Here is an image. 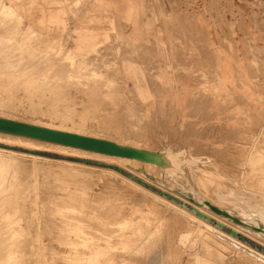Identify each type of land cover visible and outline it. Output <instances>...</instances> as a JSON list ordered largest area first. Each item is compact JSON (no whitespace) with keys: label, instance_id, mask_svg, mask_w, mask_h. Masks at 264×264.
<instances>
[{"label":"rangeland","instance_id":"rangeland-1","mask_svg":"<svg viewBox=\"0 0 264 264\" xmlns=\"http://www.w3.org/2000/svg\"><path fill=\"white\" fill-rule=\"evenodd\" d=\"M65 1L69 5L72 3L70 5V8L73 10L72 12L75 16L83 11V9L85 8V3L87 2V0ZM156 1L163 2V5L165 4V1L170 3L169 6L171 7V9H173L172 11L174 13L186 16L187 22L189 24L192 25L191 22H193L195 26H199L204 29V33L206 36V53L212 55L211 57L208 56L211 59V64L209 65V67L206 66V68H209L211 72H209L207 75H205L206 72L201 75L202 80L204 78V81L202 82L205 90L204 94L206 93L205 100L212 99V96H214L212 89L215 88V90L219 92L220 100L224 101L226 105L227 103H229V100H231L230 102L235 101L237 102V104L242 105V107L244 108L243 112H237V109H234L236 107H229L227 105L229 108L227 109L226 107L227 113H224L221 116L222 119L228 120L230 118L229 120H231V123L236 124L235 128H230L227 125V121L221 123L210 122L205 126L203 132L198 137L192 138L191 136L189 137L181 133L180 137L176 139V142H178L177 144H180L182 142L181 144L188 145L192 151L200 153V155L212 156L215 161L221 164V169L227 174V182L232 183V180L238 179L236 176V171H238L240 168L237 160L239 158L247 157V151L244 145L248 143V149L254 151V140L248 137L250 131L258 130L260 125L264 123V0ZM39 2L40 0H0V43L3 45L2 46L0 44V47L3 48L0 49V51H2L0 53V96H4L0 97V110L6 111V109H8L7 111H11L12 113L15 112L17 117L19 116V118L27 119V121L31 119H42L39 122L51 121L50 123H55V125L59 122L60 123L58 125L65 124L68 126H78V124H82L81 126L84 127L83 132H86L87 134H100L107 137L112 136L114 137V139L120 142H126L130 144L136 143L138 145L142 144L146 147L156 146L155 143L158 139L155 138V136L152 135V132H150L149 130L152 129V127L155 129L154 124L157 125L156 127H158L159 130H161L160 126L158 125L156 119L149 118L145 107L135 104L133 102L134 98L132 99V97H129V92L126 88L127 82H125V74L127 73H124V68L122 65L123 63H129L128 65L130 66V64H132L133 62L130 59H132L134 53L139 52V48H135L132 44L131 51H126V46H128V42H120V36H116L117 38L114 37L113 39H106L100 42L97 50H89L84 54L77 53V55H75V57L71 59L72 57L68 55V52L71 45L75 44L72 32H67V30L57 31L53 29L42 28L27 20V8L35 6ZM46 32H48L49 34L45 35ZM45 42L49 44L44 45L43 43ZM8 47H10L11 49ZM3 50L10 52L11 54L6 53L4 55ZM100 50H103L104 52ZM215 50H219L224 56H226V58L229 59L232 65L233 72H231V78L233 79L231 86L217 79L218 76L221 77L222 74L220 72V64ZM90 53L91 55H89ZM59 54L62 56H59ZM93 54H95V56ZM128 54H130L131 57H127ZM3 55L4 57L2 58L4 59L1 58V56ZM57 58L58 61H60L61 63H58V61H56ZM17 59L22 60L19 61ZM4 60L6 61L4 62ZM2 61L3 63H1ZM65 61H67V63ZM29 62L32 64H30ZM6 63L8 64L4 65ZM66 64H68V66ZM25 65H28V68H25ZM65 66H67V69ZM23 68L25 69L21 70ZM39 69L41 70L37 71ZM61 69H65L66 71L63 70L65 73L62 72ZM113 69H119L120 73L118 71H114ZM19 70H21L22 72ZM93 70L99 71V74L91 78ZM58 71H60L61 73H58ZM31 74H33L31 76L32 80H28L31 79V77L28 76ZM24 76H27L28 78L22 80L24 79ZM34 79H38V81ZM65 79H68L69 81ZM26 80L33 82L29 83ZM83 80L88 82H84ZM101 80L104 81L102 82ZM246 81H250V83ZM36 82L44 88L36 84ZM34 84L37 86H35ZM208 84L212 85V88H208ZM98 85L100 86V88L97 87ZM54 86H56L55 88L58 89L57 91L56 89H54ZM51 88L54 89L55 92H57L58 94L52 91ZM80 89H84V91H81ZM115 91L120 92V97L118 96V100L116 98L117 95L114 94ZM97 92L98 94H96ZM121 93L125 97L121 98ZM69 94L72 97H70ZM67 96L70 97L68 98V101H66ZM59 97L63 98H61L60 100ZM56 98H58L60 101L58 99V101H56ZM104 98L106 100H104ZM3 100H5L6 103L3 104ZM2 104L5 106L2 107ZM53 105L60 107V109H58L56 106L53 108ZM70 112L73 114H69ZM246 112H248V114ZM70 117L72 118V120ZM64 118L67 120H64ZM109 125H111V127ZM173 125L180 129L179 125H176L174 123ZM173 125L170 124V126ZM163 128L165 131L170 130V127L167 128L163 126ZM120 131H139V136L133 137L131 133H125V136H123L122 134H120ZM246 131L249 133H247ZM158 135L166 137L165 132H161ZM207 139L208 141H206ZM20 142L21 141H18L17 143V140L9 138L7 140V138L5 137H0V153L5 154L7 157H10H8L10 161H7L9 164L6 162L5 164H3L4 170L0 169V178L2 179L0 180V225L5 224L9 226H0L2 228L0 230L3 231V233L1 232V234L3 235V239H6V241L10 242L5 243V240L0 238V261H5L0 262V264H69V262L70 264H113L117 260H121L124 262L120 261V263L117 261L116 264L184 263L185 260L183 258L181 259L177 255H174L172 253L171 240L174 236V230L178 224H175L174 219L171 217V214L175 213V211L170 207H166L165 203L159 202L158 200V202L156 201L157 203H155L156 206L149 205L148 201L154 198L148 194H145L144 199H141L140 195L137 194L138 192H133V190H130L126 193L124 191H114L119 189L121 185L130 184L128 182L123 181L122 178L124 176H127V178L131 180L139 181L135 178H132L131 176H129L128 174L113 165L117 163L120 165L121 163L119 161L110 158L106 160V158L104 159V157H96L92 154L89 155L86 153L84 154L80 152H71L72 150H67L66 148H60L50 145H39L33 143L26 144V142ZM161 147H164V145ZM262 150H264V148H262ZM263 156L264 154L258 156L260 157V160L255 161L257 164L256 167L258 169L256 168L255 170H253V173L256 174L257 172V174H259V176L264 179V177H262L264 163H262L263 160H261L264 159ZM52 157L54 160L52 159ZM96 159L104 160L108 162V164L97 162ZM11 164H14V166ZM70 164L71 167L73 165H76L77 168L80 167L79 170H92V173L86 177L82 173L75 174L73 171H70V169H67V167L71 168L69 166ZM4 166H6V168ZM122 166L150 180L159 187L163 186L164 189L166 188V190L191 202L198 208H200L199 206L205 207L206 211H203H208V214L228 224L231 228L236 229L235 227L240 225L241 227H243L241 228L243 229V232L238 229L237 230L243 233L245 237H239L244 239V241H246L245 238H249L252 241H256L259 245L262 244V246L258 248L255 246L254 243H252L251 245L253 247H256L257 249L260 248L259 250L262 249L261 251H263L264 237L258 231L249 230L248 228L235 222L227 216L220 214L214 209L200 204L194 199L187 198L183 194L172 189L168 186V184H166V182L162 180V177H159L163 175V173L161 168L157 164L154 168H160L161 172H151L145 165H143L142 162L140 166H128L125 164ZM109 168L113 169L114 172L110 171V174ZM66 170L69 171V173H73V176L72 174L69 175ZM62 171L65 173H63ZM103 174L109 176L106 177ZM74 175H78L79 177L75 178ZM10 176H12L13 178H7ZM71 176L72 179H70ZM80 177H82V180H77L80 179ZM115 178H117L118 180H116ZM67 179L73 182L76 179L75 183L77 184L73 182V184H69L71 182H68ZM87 179L90 180V182ZM64 180H66L68 184ZM84 180L85 183L82 184ZM79 181L81 182L79 183ZM14 185L16 187V190L14 188ZM78 185L81 189L79 187H75ZM90 185H93L92 188L90 187ZM84 187L86 189H83ZM105 188L111 189L112 192H108L107 195H103ZM90 189L93 192H96L97 194L94 195V193H92L91 191L89 195L88 193ZM187 189H191V185L189 183L187 184ZM115 192L119 193L116 194ZM124 193L126 195H124ZM250 194L251 193L247 191V194L244 195L248 197L251 196ZM101 195L102 197H100ZM197 195L198 194H194V198L198 199L199 197ZM75 196L77 198L80 197V199L78 200ZM94 196L95 198L99 197L97 201L96 199L92 198ZM16 197L17 200H15ZM207 197L213 199L209 195H207ZM225 197H229V195H225ZM72 198L74 201H77H71ZM59 199H62V201L64 200L63 202L66 204L57 203ZM99 199L101 201H99ZM125 200L126 202H124ZM70 201L72 203H69ZM138 201L140 203H138ZM261 201H264L263 198H261ZM3 202L4 206L2 205ZM84 202L88 205L85 206ZM75 203H81V205L78 204L77 206L79 207H77L76 209V207H74ZM90 203H92L91 205H93L95 209L90 206ZM242 203L244 205L250 206L249 211H253V213H256L254 212V209L251 207V203L248 200H242ZM83 208L87 209L84 210ZM89 208H92V211L91 209L89 210ZM133 209H138L139 211L137 213L145 214V216L142 217L140 216V214L137 216L136 214L135 216H137V218H135L134 220L131 219L128 222L130 224L134 221L133 224L127 227L121 226V220L124 219L127 213ZM209 211L215 212L217 216H214L213 214L209 213ZM234 212L238 214L237 211ZM72 213L76 216L73 217ZM102 213L104 216L102 215ZM108 213L110 215H116L109 216L107 215ZM157 213L161 214L157 215ZM220 215H223L224 218H226L224 220L227 222L222 220L220 218L222 216ZM82 216L89 221H86V223L84 221L85 218H83ZM151 216H154L153 219ZM207 221H209L215 227H222L213 222L212 220L207 219ZM89 222L92 225L88 224ZM85 223L86 225H84ZM93 224H97L99 226L102 225L101 227L104 229V231L101 227L97 225L95 226ZM14 225L19 226L14 227ZM87 225L89 226L87 227ZM4 227L8 230H6ZM107 228L110 229L105 231V229ZM152 228H154V230ZM72 229H75L76 231H73ZM223 229H225L223 230L225 232H231L229 230V227ZM5 231L9 233H5ZM95 232H97L98 235H96ZM1 234L0 236H2ZM144 238L145 240H143ZM1 241L9 245H6L7 247H5V244H2ZM98 241L104 242V246H102L100 253L98 254V256L95 257L93 263H91V260H85V258H87L89 254H91V250L94 248L95 244H98ZM3 247L5 249H3ZM5 251H8L6 253L7 255L4 254L3 256V253H5ZM76 254H78L79 256H77ZM75 255L77 257H74ZM119 255L121 259L119 258ZM97 261L98 263H96Z\"/></svg>","mask_w":264,"mask_h":264},{"label":"bare ground","instance_id":"bare-ground-1","mask_svg":"<svg viewBox=\"0 0 264 264\" xmlns=\"http://www.w3.org/2000/svg\"><path fill=\"white\" fill-rule=\"evenodd\" d=\"M68 1V0H67ZM110 1V0H109ZM13 2V1H12ZM143 2V1H142ZM120 3V2H119ZM123 3H124V1H123ZM122 3V4H123ZM128 3H129V1H128ZM68 4V3H67ZM72 4V3H71ZM70 4V5H71ZM126 4V3H125ZM150 4V3H149ZM69 5V4H68ZM16 6V5H15ZM88 6H89V4H88ZM87 8V7H86ZM124 9V8H123ZM86 10V9H85ZM84 10V11H85ZM73 11V10H72ZM126 11V10H125ZM71 13H73V12H71ZM112 14H116V13H112ZM119 14V13H118ZM124 14V13H123ZM72 15V14H71ZM125 15V14H124ZM118 16V15H117ZM71 19V18H70ZM74 21V20H73ZM72 22V21H71ZM73 23V22H72ZM74 24V23H73ZM118 25V24H117ZM128 28V27H127ZM118 29V28H117ZM128 30V29H127ZM50 31H53V30H50ZM66 31V30H65ZM163 31V30H162ZM49 32V31H48ZM48 32H46V34L45 35H48L49 33ZM118 32V31H117ZM71 33V32H70ZM116 33V32H115ZM55 34V33H54ZM69 34V33H68ZM117 34V33H116ZM51 35H52V33H51ZM56 35V34H55ZM70 36V35H69ZM119 36V35H118ZM46 37V36H45ZM61 37V36H60ZM59 37V38H60ZM66 37V36H65ZM39 38V37H38ZM47 38V37H46ZM53 38H56V37H53ZM63 38H64V36H63ZM112 38V37H111ZM114 38V37H113ZM117 38V37H116ZM48 39H49V37H48ZM52 39V38H51ZM46 40V39H45ZM56 40V39H55ZM64 40H65V38H64ZM49 41H51V40H49ZM71 41V40H70ZM48 42V41H47ZM53 42V41H52ZM56 42V41H55ZM64 42V41H63ZM68 42V41H67ZM66 42V43H67ZM51 43V42H50ZM1 44V43H0ZM44 45L45 44H49V43H43ZM2 45V44H1ZM13 45V44H12ZM12 45H10V46H12ZM108 45H110V44H108ZM3 46V45H2ZM102 46V45H101ZM107 46V45H106ZM5 48V47H4ZM8 48H10V47H8ZM54 48V47H53ZM173 48V47H172ZM0 49H3V48H1L0 47ZM6 49V48H5ZM4 49V50H5ZM11 49V48H10ZM55 49H58V48H55ZM98 49V45H90V44H88L87 42L85 43V42H79L78 44L76 43V44H73V45H71V47H70V49H69V52H68V55L69 56H71L72 58L71 59H73L74 57H75V55H77V53L78 54H84V53H86L87 51H89V50H91V51H95V50H97ZM100 49V48H99ZM3 50V52H4V55L6 54V53H10V52H7V51H4ZM168 50V49H167ZM59 51V50H58ZM65 51V50H64ZM100 51H102V52H104L103 50H100ZM2 51H0V53H1ZM17 52H18V50H17ZM61 52V51H60ZM97 52H99V51H97ZM57 53H59V52H57ZM105 53H106V51H105ZM104 53V54H105ZM175 52H173V54H174ZM11 54V53H10ZM99 54V53H98ZM4 55L3 56H1V58L2 57H4ZM89 55H91V53L89 54ZM88 55V56H89ZM94 56H95V54H93ZM106 55V54H105ZM7 56V55H6ZM10 56V55H9ZM8 56V57H9ZM59 56H62V55H60L59 54ZM59 56H56V57H59ZM100 56V55H99ZM99 56H98V58H99ZM189 56V55H188ZM187 56V57H188ZM198 56H200V55H198ZM197 56V57H198ZM102 57V56H101ZM103 57H104V55H103ZM95 58H97V57H95ZM171 58V57H170ZM2 59H4V58H2ZM6 59H8V58H6ZM10 59V58H9ZM12 59V58H11ZM70 59V58H69ZM105 59H107V58H105ZM17 60H19V59H17ZM20 60H22V59H20ZM19 60V61H20ZM63 60H65V59H63ZM67 60V59H66ZM95 60H97V59H95ZM99 60H101V59H99ZM165 61H166V59H164ZM219 60V59H218ZM217 60V61H218ZM6 60H4V62H5ZM15 61V60H14ZM56 61H58V58H57V60ZM90 61V60H89ZM8 62V61H7ZM11 62V61H10ZM13 62V61H12ZM64 62V61H63ZM66 63H67V61H65ZM73 62V61H72ZM167 62V61H166ZM1 63H3V61L1 62ZM30 63V62H29ZM52 63V62H51ZM58 63H61L60 61H58ZM145 63V62H144ZM8 63H6V64H4V65H7ZM15 64H17V63H15ZM23 64V63H22ZM27 64V63H26ZM30 64H32V63H30ZM63 64H65V63H63ZM72 64V63H71ZM75 64V63H74ZM196 64V63H195ZM29 65V64H28ZM28 65H25V68L28 66ZM57 65V64H56ZM62 65V64H61ZM67 66H68V64H66ZM173 65V64H172ZM21 66V65H20ZM24 66V65H23ZM67 66H65L66 67V69H67ZM72 66V65H71ZM145 66H146V64H145ZM165 66V65H164ZM167 66V65H166ZM48 67V66H47ZM64 67V68H65ZM149 67V66H148ZM177 67V66H176ZM182 67V66H181ZM214 67V66H213ZM25 68H23V69H21V70H24ZM28 68V67H27ZM31 68V67H30ZM30 68H29V70H30ZM135 68V67H134ZM150 68V67H149ZM183 68V67H182ZM211 68V67H210ZM52 69V68H51ZM69 69H70V67H69ZM90 69V68H89ZM151 69V68H150ZM157 69H159V68H157ZM170 69V68H169ZM172 69V68H171ZM175 69H177V68H175ZM213 69V68H212ZM14 70V69H13ZM21 70H19V71H21ZM41 69H39V70H37V71H40ZM43 70V69H42ZM57 70H59V69H57ZM62 70V69H61ZM64 71H66L65 69H63ZM62 70V72H64ZM103 70V69H102ZM114 70V69H113ZM185 70V69H184ZM237 70V69H236ZM26 71H27V69H26ZM35 71H36V69H35ZM35 71H32V72H35ZM114 71H118L119 73H120V70L118 69V70H114ZM174 71V70H173ZM215 71V70H214ZM219 71V70H218ZM240 71V70H239ZM22 72V71H21ZM44 72V71H43ZM187 72V71H186ZM207 72V71H206ZM58 73H61L60 71H58ZM65 73V72H64ZM132 73V72H131ZM137 73V72H136ZM143 73V72H142ZM41 74H44V73H41ZM57 74V73H56ZM99 74V71H97V70H93V72H92V75H91V78H93L94 76H96V75H98ZM217 74V73H216ZM26 75V74H25ZM33 74H31V75H28L29 77H31ZM122 75V74H121ZM126 75V74H125ZM128 75V74H127ZM205 75H207V74H205ZM41 76V75H40ZM44 76V75H43ZM42 76V77H43ZM57 76V75H56ZM75 76V75H74ZM124 76V75H123ZM138 76V75H137ZM187 76V75H186ZM198 76V75H197ZM42 77H40V78H42ZM45 77V76H44ZM54 77V76H53ZM158 77V76H157ZM183 77V76H182ZM192 77V76H191ZM239 77H241V76H239ZM24 79H22V80H25V78L27 79L28 77L27 76H24L23 77ZM35 78H37V77H35ZM77 78V77H76ZM96 78V77H95ZM105 78V77H104ZM127 78V77H126ZM202 78V77H201ZM136 79V78H135ZM195 79H196V77H195ZM217 79H219V81H221V82H224V79L222 78V77H219L218 76V78ZM216 79V80H217ZM19 80H21V79H19ZM28 80H32V77H31V79H28ZM34 80H36V79H34ZM40 80V79H39ZM49 80V79H48ZM65 80H68V79H65ZM75 80V79H74ZM238 80V79H237ZM27 81V80H26ZM36 81H38V79L36 80ZM57 81V80H56ZM69 81V80H68ZM76 81V80H75ZM84 81V80H83ZM102 82L104 81V80H101ZM131 81V80H130ZM145 81V80H144ZM204 81V80H203ZM211 81H213V80H211ZM218 81V80H217ZM216 81V82H217ZM15 82V81H14ZM27 82H29V83H32V82H30V81H27ZM40 82V81H39ZM44 82V81H43ZM54 82V81H53ZM71 82V81H70ZM84 82H88V81H84ZM246 82H249L250 83V81H246ZM16 83V82H15ZM28 83V84H29ZM41 83V82H40ZM47 83V82H46ZM56 83V82H55ZM55 83H54V85H55ZM73 83H75V82H73ZM140 83V82H139ZM238 83V82H237ZM244 83V82H243ZM36 84H38L37 82H36ZM45 84V83H44ZM77 84H80V83H77ZM76 84V85H77ZM132 84V83H131ZM166 84V83H165ZM35 85V84H34ZM38 85H40V84H38ZM47 85H49V84H47ZM52 85V84H51ZM73 85V84H72ZM101 85H102V83H101ZM168 85V84H167ZM229 85V84H228ZM31 86V85H30ZM35 86H37V85H35ZM41 86V85H40ZM83 86V85H82ZM134 85H132V87H133ZM138 86V85H137ZM230 86V85H229ZM26 87V86H25ZM39 87V86H38ZM42 87V86H41ZM46 87V86H45ZM48 87V86H47ZM56 86H54V89H56L55 88ZM73 87V86H72ZM87 87V86H86ZM98 88H100V86L98 85L97 86ZM42 88H44V87H42ZM79 88V87H78ZM81 88V87H80ZM93 88V87H92ZM96 88V87H95ZM102 88V87H101ZM107 88V87H106ZM129 88V87H128ZM141 88V87H140ZM31 89V88H30ZM52 89V88H51ZM54 89H52V91H54L55 92V90ZM70 89V88H69ZM88 89H90V88H88ZM134 89V88H133ZM139 89V88H138ZM58 89H56V91H57ZM71 90H72V88H71ZM75 90V89H74ZM77 90V89H76ZM81 90V89H80ZM115 90V89H114ZM129 90V89H128ZM37 91V90H36ZM51 91V92H52ZM78 91V90H77ZM81 91H84V89H82ZM103 91V90H102ZM113 91V90H112ZM137 91V90H136ZM196 91V90H195ZM194 91V92H195ZM29 92V91H28ZM31 92V91H30ZM34 92V91H33ZM72 92V91H71ZM79 92V91H78ZM96 92V91H95ZM110 92V91H109ZM138 92V91H137ZM202 92V91H201ZM209 92V91H208ZM207 92V93H208ZM7 93V92H6ZM32 93V92H31ZM37 93V92H36ZM55 93H57V92H55ZM65 93V92H64ZM68 93V92H67ZM113 93V92H112ZM132 93V92H131ZM44 94V93H43ZM58 94V93H57ZM60 94H62V93H60ZM96 94H98V92L96 93ZM114 94L115 95H117V100H118V98L120 97V92H118V91H115L114 92ZM127 94V93H126ZM206 94V93H205ZM245 94V93H244ZM9 95V94H8ZM33 95V94H32ZM95 95V94H94ZM100 95V94H99ZM204 95V94H203ZM3 96V95H2ZM2 96H0V97H2ZM5 96H7V95H5ZM69 96H70V94H69ZM67 96V100L66 101H68L69 99L68 98H70V97H72V96ZM119 96V97H118ZM246 96V95H245ZM4 97V96H3ZM75 97V96H74ZM97 97V96H96ZM123 97H125L122 93H121V98H123ZM140 97V96H139ZM249 97V96H248ZM60 98V97H59ZM61 98H63V97H61ZM61 98H60V100H61ZM98 98H99V96H98ZM131 98V97H130ZM129 98V99H130ZM58 98H56V101H58L57 100ZM75 99V98H74ZM97 99V98H96ZM141 99V98H140ZM173 99V98H172ZM6 100V99H5ZM5 100H3V104L4 103H6V101ZM59 100V101H60ZM71 100V99H70ZM73 100V99H72ZM89 100H91V99H89ZM93 100V99H92ZM104 100H106L105 98H104ZM134 100H135V98H134ZM2 101V100H1ZM54 101V100H53ZM74 101V100H73ZM73 101H70V102H73ZM96 101H98V100H96ZM112 101V100H111ZM114 101V100H113ZM128 101H130V100H128ZM172 101V100H171ZM188 101V100H187ZM63 102V101H62ZM70 102H69V104H70ZM132 102V101H131ZM1 103V102H0ZM54 103H56V102H54ZM118 103H120V102H118ZM149 103V102H148ZM1 105L2 107H4L5 105ZM60 104V103H59ZM106 104H107V102H106ZM130 104V103H129ZM120 105V104H119ZM147 105V104H146ZM151 105V104H150ZM210 105V104H209ZM56 105H53V108L55 107ZM60 106V105H59ZM116 106H118V105H116ZM187 106V105H186ZM234 106V105H233ZM245 106H247V105H245ZM37 107V106H36ZM52 107V106H51ZM57 107V106H56ZM112 107V106H111ZM180 107V106H179ZM1 108V107H0ZM58 109H60V107H57ZM113 108V107H112ZM114 108H116V107H114ZM5 109V108H4ZM57 109V110H58ZM130 109V108H129ZM128 109V110H129ZM182 109V108H181ZM209 109V108H208ZM215 109V108H214ZM223 109V108H222ZM229 109V108H228ZM234 109H237L236 111L237 112H243L244 110V108L242 107V105H240V104H237L236 105V108H234ZM8 109H6V111H4V110H0V115H2V116H7V117H12V118H18V119H21V120H27V119H23V118H19V116L17 117L16 116V114H15V112L14 113H12L11 111H7ZM48 110V109H47ZM56 110V111H57ZM150 110V109H149ZM247 110V109H246ZM52 111V110H51ZM223 111V110H222ZM36 112V111H35ZM53 112H54V110H53ZM60 112H62V111H60ZM232 112V111H231ZM249 112V111H248ZM248 112H246L247 114H248ZM64 113V112H63ZM62 113V114H63ZM176 113V112H175ZM182 113V112H181ZM225 113H227V112H225ZM44 114V113H43ZM58 114V113H57ZM69 114H73V113H69ZM149 114V113H148ZM134 115V114H133ZM226 115H228V114H226ZM241 115V114H240ZM258 115V114H257ZM65 116V115H64ZM63 116V117H64ZM151 116V115H150ZM237 116V115H236ZM235 116V117H236ZM59 117H61V116H59ZM66 117V116H65ZM71 117H73V116H71ZM70 117V118H71ZM233 117V116H232ZM252 117V116H251ZM67 118V117H66ZM194 118V117H193ZM213 118V117H212ZM221 118V117H220ZM234 118V117H233ZM264 118V117H263ZM38 119V118H37ZM69 119V118H68ZM211 119V118H210ZM249 119V118H248ZM33 120H35V119H31V120H29L30 122H36V123H41V124H45V125H49V126H54V127H58V128H64V129H68V130H75V131H78V132H83L84 130H83V126H81L82 124H78V126L77 125H65V124H60V125H58L59 123H57L56 125H55V123H50V122H39L40 120H42V119H40V120H35V121H33ZM64 120H67V119H65L64 118ZM63 120V121H64ZM71 120H72V118H71ZM80 120V119H79ZM112 121V120H111ZM203 121V120H202ZM73 122V121H72ZM262 122V121H261ZM76 123V122H75ZM74 123V124H75ZM80 123H82V122H80ZM247 123V122H246ZM66 124H68V123H66ZM165 124V126L167 127V128H169L170 127V130H168V131H165V135H166V137H163L162 135H158L159 133H161V131L158 129V127H156L157 125L156 124H154V126H155V129L152 127V129H150L149 131L150 132H152V135H154L155 136V138H157L158 140H156L157 142L155 143L156 144V146H154V147H149V148H156V149H161L162 147L161 146H166L167 145V147H168V150H169V155H170V157L172 158V160L174 161V166H172V167H168V168H165V169H163L160 165H158L157 163H153V162H142L141 160H139V159H137V158H134V157H129V156H121V155H116V154H110V153H104V152H100V151H96V150H92V149H87V148H83V147H78V146H74V145H71V144H65V143H60V142H56V141H52V140H47V139H43V138H38V137H34V136H30V135H25V134H19V133H13V132H8V131H4V130H0V137H5V138H7V140H8V138L9 139H13V140H17V143H18V141H21V142H26V144L27 143H33V144H39V145H50V146H55V147H60V148H66L67 150L68 149H70V150H72L71 152H80V153H86V154H92V155H95L96 157H104V159L106 158V160L108 159V158H110V159H114V160H117V161H119L122 165H128V166H135V165H137V166H140L141 165V162L143 163V165H145L151 172H153V173H156V171H160V168H161V170H162V173H163V175H161V176H159V177H162L163 179V181L164 182H166V184H168V186L169 187H171L172 189H174V188H178V187H182L186 192H187V190H192L195 194H198L197 196L199 197V196H203V197H206V198H208L209 200H211L212 202H214L215 204H217V205H219V206H223V207H228V208H230L231 210H233V211H237V213L239 214V215H241L243 218H245V219H247V220H250V221H259V220H261L262 222H264V201H261V198H263V200H264V179L263 178H261L260 176H259V174H257V172H256V174L255 173H253V170H255L257 167V164H256V162L255 161H258V160H260V157H258V156H260V155H262V154H264V150H262V148H264V123H262L261 125H260V127H259V129L258 130H256V131H250V133L249 132H247V133H249V138H251V139H253L254 140V151H251L250 149H248L249 148V144L247 143V144H245L244 145V147L246 148V151H247V157L246 158H239L238 160H237V162H238V164H239V170L238 171H236V176H237V178L238 179H234V180H232V183L230 182V183H228L227 181V174L225 173V172H223V170L221 169V164L219 163V162H217V161H215L214 159H213V157L212 156H209V155H206V156H203V155H200V153H196V152H194V151H192L191 150V148L188 146V145H186V144H180L179 146H176L175 144H176V139L178 138V137H180V135H181V130L179 129V128H177L175 125H173L172 123H170L171 125H173V126H170V125H168V123L166 122V123H164ZM245 124V123H244ZM108 125V124H107ZM256 125V124H255ZM110 127H111V125H109ZM108 126V127H109ZM113 126V125H112ZM231 126V125H230ZM257 127V126H256ZM213 131V130H212ZM83 133H86V132H83ZM125 133H131L132 135H133V137H136V136H139V131L138 132H127V131H124V132H121L120 131V134H122L123 136H125L124 134ZM98 136H104V135H98ZM104 137H107V136H104ZM108 138H113L114 139V137H112V136H109ZM3 139V138H2ZM9 141H12V140H9ZM182 141V140H181ZM206 141H208V139L206 140ZM16 142V141H15ZM20 142V143H21ZM250 143H252V142H250ZM133 144H136V143H133ZM136 145H138V144H136ZM37 146V145H36ZM139 146H145V145H139ZM222 146V145H221ZM146 147V146H145ZM193 147H194V145H193ZM1 148H2V146H1ZM213 148V147H212ZM197 149V148H196ZM218 149V148H217ZM207 150V149H206ZM211 150V149H210ZM18 151V150H17ZM65 151V150H64ZM223 151V150H222ZM10 152V151H9ZM66 152V151H65ZM6 153V152H5ZM13 153H15V152H13ZM25 153V152H24ZM27 153V152H26ZM203 153V152H202ZM215 153V152H214ZM10 154V153H9ZM75 154V153H74ZM14 155V154H13ZM30 155V154H29ZM11 156V155H10ZM17 156V155H16ZM20 156V155H19ZM9 157V156H8ZM5 154H2V153H0V169H3V164H5L8 160H9V158H8ZM40 157V156H39ZM90 157V156H89ZM220 157V156H219ZM264 157V156H263ZM12 158V157H11ZM48 158V157H47ZM50 158V157H49ZM56 158V157H55ZM17 159V158H16ZM52 159H53V157H52ZM60 159V158H59ZM62 159V158H61ZM54 160V159H53ZM65 160V159H64ZM68 160V159H67ZM113 160V161H114ZM219 160H221V159H219ZM261 160H263V162L262 163H264V159H261ZM10 161V160H9ZM14 161V160H13ZM69 161V160H68ZM109 161V160H108ZM77 162V161H76ZM8 163V162H7ZM68 163H70V162H68ZM9 164V163H8ZM15 164V163H14ZM14 164H11V165H13L14 166ZM65 164V163H64ZM83 164V163H82ZM118 164V163H117ZM120 164V165H121ZM156 164L160 167V168H154L155 166H156ZM21 165V164H20ZM61 165V164H60ZM70 167H71V164L69 165ZM95 166V165H94ZM144 166V167H145ZM5 168H6V166H4ZM64 167V166H63ZM79 167V166H78ZM109 167V166H108ZM143 167V166H142ZM66 168V167H65ZM80 168V167H79ZM79 168H77L76 167V165L74 166H72L71 168H68L67 167V169H70V171H73L75 174H80V173H82V174H84V176L86 177V176H88V175H90L91 173H92V170H87V171H83V170H79ZM112 168V167H111ZM16 169H18V168H16ZM93 169V168H92ZM107 169V168H106ZM158 169V170H157ZM258 169V168H257ZM4 170V169H3ZM6 170V169H5ZM11 170V169H10ZM7 171V170H6ZM15 171V170H14ZM67 171V170H66ZM110 171H113L114 172V170L113 169H110L109 168V173H110ZM120 171V170H119ZM250 171V172H249ZM63 172V171H62ZM68 173H69V171H67ZM115 172H116V170H115ZM161 172V171H160ZM15 173V172H14ZM63 173H65V172H63ZM99 173V172H98ZM97 173V174H98ZM263 175H262V177H264V167H263ZM72 174V176H73V173H69V175H71ZM96 174V173H95ZM100 174V173H99ZM111 174V173H110ZM113 174V173H112ZM11 175H13V174H11ZM104 176H109V175H105V174H103ZM167 175V176H166ZM7 176H8V174H7ZM72 176L70 177V179H72ZM75 176V175H74ZM117 176H118V174H117ZM116 176V177H117ZM121 176V175H120ZM253 176V177H252ZM257 176V177H256ZM260 178H259V177ZM76 177H79L78 175H76L75 176V178ZM82 177H83V175H82ZM82 177H80V179H77V180H82ZM122 177V176H121ZM120 177V178H121ZM2 178H4V177H2ZM7 178H13L12 176H10V177H7ZM102 178V177H101ZM119 178V177H118ZM6 179V178H5ZM4 179V180H5ZM85 179V178H84ZM103 179V178H102ZM114 179V178H113ZM116 180H118L117 178H115ZM123 181H125V182H128V183H130V184H124V185H121L120 186V188L119 189H117V190H114V191H119V192H129L130 190H133V192H138L137 194L138 195H140V198L141 199H144V195L145 194H148V195H150V196H152L154 199H150L149 201H148V203H149V205H152V206H156L155 205V203H157L158 201L159 202H162V203H165V206L166 207H170V208H172L174 211H175V213H173V214H171V217L174 219V222H175V224L176 223H178L177 224V226H176V228H175V230H174V236L172 237V253L174 254V255H177L179 258H183L185 261H184V263L183 264H264V250L263 251H261V250H259V249H257L256 247H253L252 245H251V243L249 244V242H247V241H244V239H242L241 237H239V235H235V234H233V233H231V232H225V231H223V230H225V229H223L222 227V229L221 228H219V227H215V226H213L209 221H207V219L204 217V216H202V215H200L199 213H197V212H195V211H193V210H191L190 208H188V207H186V206H184L183 204H181V203H179V202H177V201H175V200H173V199H171L170 197H168V196H166L165 194H163V193H161V192H159V191H156V190H154V189H152L151 187H149V186H146L145 184H143V183H141V182H139V181H136V180H131V179H129V178H127V176H124L123 178ZM0 180H2L1 178H0ZM12 180V179H11ZM86 180V179H85ZM85 180L82 182V184H84L85 183ZM88 180V179H87ZM260 180V181H259ZM64 181H66V180H64ZM67 181L68 182H71V183H69V184H73V183H75V181H76V179H75V181L73 182V181H70L69 179H67ZM67 181H66V183H67ZM89 182H90V180H88ZM94 181V180H93ZM16 182V181H15ZM73 182V183H72ZM78 182V181H77ZM81 181H79V183H80ZM87 182V181H86ZM108 182V181H107ZM111 182V181H110ZM119 182V181H118ZM14 183V182H13ZM19 183V182H18ZM17 183V184H18ZM64 183V182H63ZM88 183V182H87ZM190 184L191 185V189H187V184ZM10 184H12V183H10ZM68 184V183H67ZM75 184H77V183H75ZM82 184H80V185H82ZM89 184H91V183H89ZM88 184V185H89ZM233 184V185H232ZM237 184V185H236ZM87 185V184H86ZM1 186V185H0ZM7 186V185H6ZM84 186V185H83ZM93 186V185H92ZM92 186L90 185V187L92 188ZM108 186V185H107ZM75 187H79L80 188V186L78 185V186H75ZM161 187H163V186H161ZM3 188V187H2ZM12 188V187H11ZM14 188H15V190H16V187H15V185H14ZM71 188V187H70ZM164 188V187H163ZM1 189V188H0ZM7 189V188H6ZM81 189V188H80ZM79 189V190H80ZM83 189H86L85 187L83 188ZM166 189V188H165ZM8 190V189H7ZM175 190V189H174ZM74 191V190H73ZM76 191H78V190H76ZM86 191H88V190H86ZM91 189L89 190V195H90V193H91ZM247 191L248 192H250L251 194V196H245L244 194H247ZM1 192V191H0ZM75 192V191H74ZM74 192H72V193H74ZM108 192H112V190L111 189H109V188H105L104 189V193H103V195L105 194V195H107L108 194ZM118 192V193H119ZM142 192V193H141ZM178 192V191H177ZM197 192V193H196ZM55 193V192H54ZM79 193V192H78ZM78 193H76V194H78ZM80 193H82V192H80ZM92 193H94V195H96L97 193L96 192H93L92 191ZM116 193V192H115ZM118 193H116V194H118ZM124 193V195H126ZM180 193V192H179ZM202 193V194H201ZM112 194V193H111ZM132 194V193H131ZM182 194V193H181ZM4 195V194H3ZM93 195V194H92ZM207 195H209V196H211L213 199H210L209 197H207ZM225 195H229V197H225ZM1 196V195H0ZM121 196V195H120ZM258 196H259V198H258ZM57 197V196H56ZM64 197V196H63ZM72 197V196H71ZM76 197V196H75ZM97 197V196H96ZM100 197H102V195L100 196ZM115 197V196H114ZM135 197V196H134ZM3 198V197H2ZM6 198V197H5ZM11 198V197H10ZM77 198V197H76ZM89 198V197H88ZM93 199H96V201H97V199L99 198H95V196L94 197H92ZM92 198H91V200H92ZM126 198V197H125ZM148 198V197H147ZM9 199V198H8ZM8 199H6V200H8ZM13 199V198H12ZM15 199V198H14ZM69 199V198H68ZM78 200L80 199V197L79 198H77ZM84 199V198H83ZM116 199V198H115ZM129 199V198H128ZM132 199H134V198H132ZM141 199H140V202H141ZM198 199H200V200H202L200 197L198 198ZM15 200H17V197H16V199ZM15 200H13V201H15ZM62 201V199H59L58 201H57V203H64L63 201ZM130 200V199H129ZM158 200V201H157ZM217 202H216V201ZM242 200H248L250 203H251V207L254 209V212H256V213H253V211H249V207L250 206H247V205H244L243 203H242ZM69 201V200H68ZM71 201H73V202H76L77 200H73V198H72V200ZM69 202V203H72V202ZM81 201V200H80ZM99 201H101L100 199H99ZM157 201V202H156ZM196 201V200H195ZM66 202V201H65ZM87 202V201H86ZM95 202V201H94ZM124 202H126V200L124 201ZM139 201H138V203H140ZM189 202V201H188ZM198 202V201H197ZM85 203V202H84ZM191 203V202H190ZM198 203H200V202H198ZM220 203V204H219ZM64 204H66V203H64ZM78 204H80L81 205V203H78ZM78 204H74L75 206L74 207H76V209H77V207H79V206H77ZM92 203H90V206L91 207H93V205H91ZM143 204V203H142ZM192 204V203H191ZM200 204H202V203H200ZM222 204V205H221ZM223 204H228V205H223ZM3 206H4V202H3V204H2ZM85 206L86 205H88L87 203H85L84 204ZM144 205V204H143ZM203 205H205V206H207V207H210V206H208V205H206V204H203ZM230 205V206H229ZM65 206V205H64ZM71 206H72V204H71ZM85 206H83V207H85ZM95 206V205H94ZM142 206V205H141ZM81 207V206H80ZM96 207V206H95ZM106 207H108V206H106ZM143 207V206H142ZM201 209H202V211L203 210H205L206 211V209H205V207H203V206H199ZM94 208V207H93ZM140 208V207H139ZM149 208V207H148ZM157 208V207H156ZM211 208V207H210ZM84 210H86L87 208H83ZM91 209V211H92V208H89V210ZM95 209V208H94ZM99 209V208H98ZM97 209V210H98ZM102 209H104V208H102ZM109 209V208H108ZM145 209H147V208H145ZM167 209V208H166ZM213 209V208H212ZM101 210V209H100ZM106 210V209H105ZM172 210V211H173ZM78 211V210H77ZM80 211H81V209H80ZM101 211H103V210H101ZM139 210L138 209H133V210H131L130 212H128L127 213V215L125 216V218L124 219H122L121 220V226H123V227H127V226H129V225H131V224H133V222L132 223H128L131 219H135V218H137V216L140 214V216H142V217H144L145 216V214H142V213H137ZM172 211H170V212H172ZM205 211H203V212H205ZM90 212V211H89ZM94 212V211H93ZM104 212V211H103ZM106 212H110V211H106ZM123 212V211H122ZM155 212V211H154ZM158 212V211H157ZM208 212V211H207ZM206 212V213H207ZM116 213V212H115ZM167 213V212H166ZM209 213H211V214H213L214 216L216 215L215 214V212H213V211H209ZM20 214V213H19ZM98 214H101V213H98ZM137 214V216H135ZM148 214H150V213H148ZM155 214V213H154ZM160 215L161 213H157V215ZM221 214V213H220ZM260 216H259V215ZM72 215H73V213H72ZM79 215H80V213H79ZM84 215V214H83ZM102 215H103V213H102ZM107 215H109V216H111V215H116V214H107ZM163 215V214H162ZM224 215V214H223ZM223 215H220V216H222V217H220L222 220H224V219H226V218H224V216ZM12 216H14V215H12ZM74 216H76V215H73V217ZM98 216H100V215H98ZM104 216V215H103ZM106 216V215H105ZM120 216V215H119ZM147 216V215H146ZM217 216V215H216ZM225 216H227V215H225ZM72 217V216H71ZM83 217V216H82ZM152 217V219H153V217L154 216H151ZM228 217V216H227ZM81 218V217H80ZM83 218H85V217H83ZM83 218H82V220H83ZM111 218H113V217H111ZM116 218V217H115ZM117 218H121V217H117ZM162 218V217H161ZM229 218V217H228ZM5 219V218H4ZM3 219V220H4ZM26 219V218H25ZM231 219V218H230ZM2 220V221H3ZM62 220H63V218H62ZM8 221V220H7ZM80 221V220H79ZM84 221L86 222V221H89V220H86V218L84 219ZM91 221V220H90ZM136 221V220H135ZM225 221V220H224ZM4 222V221H3ZM81 222V221H80ZM156 222V221H155ZM222 222V221H221ZM225 222H227V221H225ZM236 222V221H235ZM6 223V222H5ZM87 223V222H86ZM86 223L84 224V225H86ZM99 223V222H98ZM103 223V222H102ZM143 223V222H142ZM238 223V222H237ZM4 224V223H3ZM10 224V223H9ZM88 224H91L90 222L88 223ZM161 224V223H160ZM168 224V223H167ZM239 224H241V223H239ZM238 224V225H239ZM76 225H77V223H76ZM79 225V224H78ZM92 225V224H91ZM90 225V226H91ZM93 225H97V224H93ZM241 225H243V224H241ZM0 226H8V225H0ZM10 226H12V225H10ZM16 226H19V225H16ZM15 225H14V227H16ZM89 225H87V227H88ZM97 226H99V225H97ZM102 226V225H101ZM101 226H99V227H101ZM105 226V225H104ZM103 226V227H104ZM134 226V225H133ZM236 226V225H235ZM234 226V227H235ZM244 227H246V228H248L249 230H255V231H258L263 237H264V234L261 232V231H259V230H257V229H253V228H251V227H248V226H245V225H243ZM9 227V226H8ZM7 227V228H8ZM75 227V226H74ZM77 227H80V226H77ZM76 227V228H77ZM135 227V226H134ZM156 227V226H155ZM5 228V227H4ZM18 228V227H17ZM70 228V227H69ZM98 228V227H97ZM102 228V227H101ZM110 228H113V227H110ZM110 228H107V229H105V231L106 230H108V229H110ZM236 229L235 230H240V231H242L243 229H241V228H243V227H241L240 225L239 226H236L235 227ZM0 229H2L1 227H0ZM6 229V228H5ZM5 229H3V230H5ZM20 229V228H19ZM71 229V228H70ZM86 229H88V228H86ZM85 229V230H86ZM103 229V228H102ZM121 229H124V228H121ZM153 230H154V228H152ZM151 229V230H152ZM6 230H8V229H6ZM73 231L75 230V229H72ZM91 230V229H90ZM90 230H87V231H90ZM76 231V230H75ZM93 231V230H92ZM91 231V232H92ZM103 231H104V229H103ZM102 231V232H103ZM135 231H136V229H135ZM138 231H141V230H138ZM227 231V230H226ZM239 231V232H240ZM1 232L3 233V231L2 230H0V234H1ZM7 231H5V233H6ZM222 234H221V233ZM243 232V231H242ZM245 232V231H244ZM7 233H9V232H7ZM78 233H81V232H78ZM96 233V235H98L97 234V232H95ZM95 233H93V234H95ZM105 233V232H104ZM241 233V232H240ZM100 234V233H99ZM108 234H111V233H108ZM128 234V233H127ZM149 234V233H148ZM243 234V233H242ZM2 235V234H1ZM7 235V234H6ZM11 235V234H10ZM118 235V234H117ZM250 235V234H249ZM95 236V235H94ZM104 236V235H103ZM102 236V237H103ZM121 236V235H120ZM127 236H129V235H127ZM172 236V235H171ZM63 237H66V236H63ZM124 237V236H123ZM132 237V236H131ZM146 237V236H145ZM0 238H2L3 239V235L2 236H0ZM11 238V237H10ZM10 238H8V239H10ZM85 238V237H84ZM83 238V239H84ZM104 238H106V237H104ZM120 238V237H119ZM126 238V237H125ZM139 238V237H138ZM255 238V237H254ZM1 239V240H2ZM111 239V238H110ZM3 240H5V243H10V242H8V241H6V239H3ZM85 240H87V239H85ZM143 240H145V238L143 239ZM85 242V241H84ZM95 242V241H94ZM261 242V241H260ZM1 243L2 244H5L4 242H2L1 241ZM79 243H81V242H79ZM86 244V243H85ZM9 245V244H5V247H7V246ZM16 246V245H15ZM15 246H13V247H15ZM19 246H21V245H19ZM102 246H104V242H100V241H98V244H95V246H94V248L91 250V254H87L88 256H87V258H85V260L86 259H89V261L91 260V263H93V260L95 259V257L96 256H98V254L100 253V250H101V248H102ZM2 247V246H1ZM12 247V248H13ZM118 247V246H117ZM120 247V246H119ZM23 248V247H22ZM3 249H5L4 247H3ZM6 250H8V249H6ZM10 250H11V248H10ZM18 250V249H17ZM19 250H20V248H19ZM169 250H170V248H169ZM1 252V251H0ZM3 252V251H2ZM8 252V251H7ZM6 251H5V253H3V256H4V254L5 255H7L6 253H7ZM124 253V252H123ZM169 253V252H168ZM1 254V253H0ZM66 254H68V253H66ZM65 254V255H66ZM84 254V253H83ZM106 254H108V253H106ZM115 254V253H114ZM77 256H79L78 254H76ZM74 256V257H77V256ZM122 255H124V254H122ZM108 256V255H107ZM135 256V255H134ZM6 257V256H5ZM72 257V256H71ZM105 257V256H104ZM116 257V256H115ZM131 257V256H130ZM1 258H4V257H1ZM79 258H81V257H79ZM119 258H120V255H119ZM129 258V257H128ZM170 258V257H169ZM71 259V258H70ZM83 259H84V257H83ZM121 259V258H120ZM171 259H173V258H171ZM72 260H75V259H72ZM81 260V259H80ZM179 260V259H178ZM14 261H16V260H14ZM101 261V260H100ZM115 261V260H114ZM118 262H120L121 260H117ZM116 261V262H117ZM175 261V260H174ZM0 262H5V261H0ZM77 262V261H76ZM82 262V261H81ZM103 262V261H102ZM116 262L115 263H113V264H116ZM121 262H124V261H121ZM120 262V263H121ZM126 262V261H125ZM13 263V262H12ZM20 263V262H19ZM65 263H67V262H65ZM79 263V262H78ZM84 263H85V261H84ZM86 263H89V262H86ZM96 263H98V261L96 262ZM69 264H70V262H69ZM80 264V263H79ZM103 264V263H102ZM106 264H108V263H106Z\"/></svg>","mask_w":264,"mask_h":264},{"label":"crops","instance_id":"crops-1","mask_svg":"<svg viewBox=\"0 0 264 264\" xmlns=\"http://www.w3.org/2000/svg\"><path fill=\"white\" fill-rule=\"evenodd\" d=\"M169 4L156 0H87L83 11L75 16L65 0H40L28 7L26 13L27 20L37 26L72 32L75 44L99 45L119 35L120 42H128L126 51H131L132 44L139 48L130 59L133 61L130 66L122 64L124 73L128 74L126 88L129 97L135 98L133 102L145 107L150 119H156L161 132H165L166 122L179 125L183 135L192 138L198 137L210 122L227 121L230 128H235L230 118L221 116L226 107H236L237 102L229 100L227 106L215 88L212 99L205 100L201 75L211 72L206 66L211 64L212 55L206 53L204 29L193 22L189 24L186 16L174 13ZM215 51L221 77L231 86L232 65L219 50ZM208 88L212 85L208 84ZM177 143L179 146L182 142Z\"/></svg>","mask_w":264,"mask_h":264},{"label":"water","instance_id":"water-1","mask_svg":"<svg viewBox=\"0 0 264 264\" xmlns=\"http://www.w3.org/2000/svg\"><path fill=\"white\" fill-rule=\"evenodd\" d=\"M0 130L30 135L38 138H43L47 140H52L60 143L71 144L78 147H83L87 149H92L104 153L116 154L121 156H129L134 157L142 162H153L160 165L163 169L174 166V161L169 155V150L167 145L162 147L161 149L156 148H149L145 146H139L136 144H130L126 142H120L113 138H108L104 136H98L94 134H87L83 132H78L75 130H68L64 128H58L54 126H49L41 123L30 122L27 120H21L18 118H12L7 116L0 115ZM97 162L106 163L108 162L96 159ZM121 171L125 172L132 178H135L142 182L145 185L165 194L166 196L170 197L171 199L183 204L184 206L192 209L193 211L199 213L200 215L204 216L205 218L212 220L216 224L222 226L223 228H228L229 230L241 237H245L244 234L240 233L238 230L231 228L228 224L221 222L220 220L214 218L210 214L203 212L200 208L196 205L191 204L187 200L177 196L176 194L159 187L155 183L151 182L150 180L138 175L137 173L125 168L119 164H113ZM176 191L182 193L184 196L190 199H194L202 204H206L213 208L215 211L227 215L232 220L241 223L245 226L257 229L264 234V222L261 220L259 221H250L243 218L241 215L236 214L233 210L228 207H223L215 204L211 200L206 197L199 196L202 200L194 198V192L192 190H187V192L182 188H174ZM246 241L250 242L251 244L254 243L256 247L262 246L259 245L256 241H252L249 238H245ZM264 250V249H263Z\"/></svg>","mask_w":264,"mask_h":264}]
</instances>
